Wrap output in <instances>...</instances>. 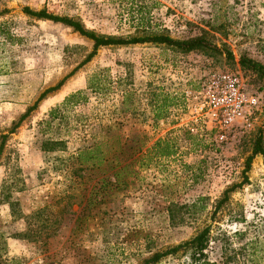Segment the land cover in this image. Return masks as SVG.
I'll list each match as a JSON object with an SVG mask.
<instances>
[{
	"label": "rangeland",
	"instance_id": "374dc122",
	"mask_svg": "<svg viewBox=\"0 0 264 264\" xmlns=\"http://www.w3.org/2000/svg\"><path fill=\"white\" fill-rule=\"evenodd\" d=\"M24 7L73 18L103 37L163 34L185 39L205 33L219 52L180 53L150 43L107 46L78 66L91 51V41L61 24L24 15ZM140 18L143 29L136 28ZM240 56L264 66V0H0V137L5 136L0 154V264H138L205 227L210 262L220 263L224 254L235 256L236 264H264L260 156L252 159L247 181L242 183L241 177L263 114L250 129L233 127L221 141L216 130L193 121L190 114L193 96L221 72L237 73L247 93H263L264 80L241 69ZM92 74L107 78V92L86 90ZM67 75L10 131L42 91ZM75 91L86 102L69 107L62 113L64 120L54 121L49 134L41 136L37 124ZM165 102V117L155 119L153 112ZM97 124L115 125L111 133L127 144L143 140L142 152L156 139L170 137L175 154L150 162L142 156V164L147 163L142 169L130 162L136 174H124L122 180L131 184L108 194L101 204L86 206L89 185L66 199L55 158L81 149L97 134ZM46 138L63 140L65 151L42 152L40 142ZM231 186L226 202L212 214L215 202ZM199 198L204 211L187 213V206ZM10 202L16 204L12 214ZM37 208L40 216L28 227ZM77 216L81 221L73 228ZM187 261L177 253L157 264Z\"/></svg>",
	"mask_w": 264,
	"mask_h": 264
},
{
	"label": "trees",
	"instance_id": "16d2710c",
	"mask_svg": "<svg viewBox=\"0 0 264 264\" xmlns=\"http://www.w3.org/2000/svg\"><path fill=\"white\" fill-rule=\"evenodd\" d=\"M22 13L28 17L34 18L36 20H45L52 23L61 24L67 28H70L72 32L77 33L79 36L91 41L92 47L91 51L85 56V58L78 64V66L88 62L96 50L100 47L107 46H127L135 44H156L163 45L165 47L174 49L180 53H189L193 51H210L219 52V50L211 44V42L206 38L205 33L199 36L185 38V39H172L167 35L163 34H152L143 36H132L128 38H114V37H103L97 36L94 33L87 31L82 24L70 17L57 16L46 12L44 9L37 11L30 10L27 7L22 8ZM136 28H141L142 19L137 20ZM143 31V30H142ZM227 57H231L229 52L225 53ZM239 67L245 71L251 72L258 79L264 80V66L258 64L257 62L240 56L237 61ZM77 66V67H78ZM76 69V68H75ZM71 71L68 75H70ZM63 77L54 86L49 87L42 91L33 104L26 108V110L18 117L17 121L12 125L10 131H13L19 126L21 121H23L31 111H33L38 102L41 101L46 94L56 91L63 83V81L68 77ZM107 78L97 77L92 74L86 79V90L95 92L98 95L104 94L109 89ZM262 96V112L264 118V91ZM86 97L81 91H75L66 95L61 103L48 110L45 118L41 120L37 126L39 128L38 133L41 136L49 134V130L54 121H63L64 117L62 113L67 111L69 107L75 106L78 103H85ZM168 102V100H167ZM169 103L166 102L155 109L153 112V117L155 119H161L165 117L166 108ZM97 134L90 137L89 142L82 146L81 149L76 150L72 154H67L65 157H57V162H59L57 168L61 175L60 189L62 197L66 199L74 198V191L77 189H83L89 185L88 195L86 198V206L91 205L93 201L95 204H101L103 199L109 194L112 195L115 192L120 191L131 182L127 180H122L123 175L134 176L136 172L133 171V165L130 162L139 163L138 168L142 169L147 166V163L142 164V156H147L146 162H150L152 159H168L173 156L176 151V146L174 141L170 137L156 139L150 147L145 148L144 142L138 141L136 143L127 144L126 139L122 138L121 135L111 133V129L115 125L111 124H97ZM65 130L64 134L68 135L69 132ZM5 136L0 137V154L3 148V141ZM193 140V139H192ZM39 149L47 153L64 152L65 142L61 139L46 138L41 140ZM255 156H260L264 163V119L261 124V128L256 132L253 139L250 153L245 158L243 163V169L241 172L242 183L247 181L246 173L249 170L250 163ZM129 159L131 161L127 162ZM130 167V173L127 172ZM89 182H92L91 186ZM235 186H231L222 192L221 198L217 200L213 206L212 214L219 210L223 203L227 200V195L232 192ZM203 199L199 198L196 202H193L187 206V213L199 214L204 211L205 206L201 204ZM15 202H10L9 207L16 205ZM41 209H36L30 214L27 221L28 227L32 225V220L39 218ZM27 218V217H26ZM81 221L80 216H77L74 220V227ZM30 224V225H29ZM34 224V223H33ZM37 227V226H36ZM209 247V228L205 227L198 232H196L188 240H185L175 246H171L161 252H154L149 257L142 259L138 264H157L162 258L166 256H174L177 253H181L187 256V262L185 264H236L234 262L235 256L229 257L227 255L221 254V262L214 263L207 259V251Z\"/></svg>",
	"mask_w": 264,
	"mask_h": 264
},
{
	"label": "built area",
	"instance_id": "2783aa9c",
	"mask_svg": "<svg viewBox=\"0 0 264 264\" xmlns=\"http://www.w3.org/2000/svg\"><path fill=\"white\" fill-rule=\"evenodd\" d=\"M184 94L192 96L189 91ZM193 97L196 98L190 106L193 121L202 120L207 129L216 130L220 141L233 127L250 129L257 115L263 114L262 96L247 93L237 73L210 76Z\"/></svg>",
	"mask_w": 264,
	"mask_h": 264
}]
</instances>
